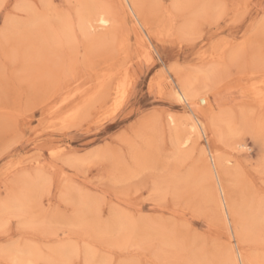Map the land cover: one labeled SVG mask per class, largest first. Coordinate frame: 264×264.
I'll return each mask as SVG.
<instances>
[{"label": "rangeland", "instance_id": "obj_1", "mask_svg": "<svg viewBox=\"0 0 264 264\" xmlns=\"http://www.w3.org/2000/svg\"><path fill=\"white\" fill-rule=\"evenodd\" d=\"M82 1L0 0V264H228L236 245L264 264V0H137L142 26L117 0H86L85 34ZM99 9H117L111 25L92 19ZM185 20L193 31H180ZM61 25L71 33L57 35ZM216 56L222 73L204 82ZM106 70L112 87L127 84L117 110L96 98L58 118ZM185 77L207 85L206 105L176 100ZM210 109L235 122L233 137H217ZM191 110L205 134L189 130ZM201 149L230 161L221 178L238 244Z\"/></svg>", "mask_w": 264, "mask_h": 264}, {"label": "bare ground", "instance_id": "obj_2", "mask_svg": "<svg viewBox=\"0 0 264 264\" xmlns=\"http://www.w3.org/2000/svg\"><path fill=\"white\" fill-rule=\"evenodd\" d=\"M177 1V0H174ZM46 2V1H45ZM117 6L119 7V9L122 12H126L127 8L130 10V12L132 13V15L135 17L136 22L138 23V25H143L142 23L144 22L145 24L148 22H146V18H144V16L141 15L140 9L138 7V1L137 0H117ZM125 2L127 3L125 5ZM81 4V3H80ZM79 4V5H80ZM82 5H84V8L82 9H77V13H78V26H79V30H81L83 32V34H85V32H87L88 29V25H87V21L89 20V17L91 16L90 11L92 10L90 6L87 5V1L84 0V2L82 1ZM81 6V5H80ZM175 5L173 4V8ZM90 7V8H89ZM175 9H172L171 7V11L166 10V12H168V19H171L172 13L175 12ZM110 11V10H109ZM113 11V12H112ZM117 11V9H116ZM115 10H111L110 12H107L105 10L99 9L97 11H95L94 13H92V19L96 20L98 22V25L100 26H107V25H111L113 22H111L112 18H111V12L113 14H117ZM118 12V11H117ZM164 12V11H163ZM170 13V14H169ZM144 15V14H143ZM117 16V15H116ZM126 16V15H125ZM129 18V17H128ZM91 19V18H90ZM141 20L143 22H141ZM34 22V21H33ZM134 22V21H133ZM194 24V21H193ZM65 25V24H64ZM178 25V24H177ZM173 26V25H172ZM171 26V27H172ZM179 26V25H178ZM180 31H184L185 33L189 32V31H193V27L192 24L188 23L187 20L184 21V23H182V25L180 26ZM66 29H64V27L59 28V32H57V35L60 34H64L66 31H70L71 33V29L70 27L67 25L65 26ZM138 28V27H137ZM169 28V27H168ZM170 29V28H169ZM175 29V28H174ZM137 30V29H136ZM177 31V30H176ZM134 32V31H132ZM143 32V31H142ZM128 34V32L126 33ZM135 34V33H134ZM142 33H140V31L138 33H136L137 36V41L138 43H142L145 41L143 39V36L141 35ZM146 34V33H145ZM134 37V35H133ZM127 38V36H126ZM148 40V39H147ZM114 42L117 43V51H121L123 49L126 48L125 46V39L123 37H116V39L114 40ZM152 42V41H151ZM160 42V41H159ZM135 44V43H134ZM141 44V45H142ZM152 47V46H151ZM116 49V48H115ZM132 49V48H131ZM151 50V49H150ZM228 51V50H227ZM233 52V51H231ZM225 54V49L221 50V52L218 54V58H222V56ZM261 56V55H260ZM216 59L210 63L209 68L207 70V74L204 75L205 80H203L204 82H206V80L208 81H212L215 77H219V71H221L220 73H222V65H220L217 56L215 57ZM255 58V57H254ZM254 58L252 60H254ZM257 59V58H256ZM259 62V61H258ZM262 63V62H261ZM255 64V63H253ZM204 66V65H203ZM201 67V65H200ZM107 71V70H106ZM200 71V69H199ZM202 71V70H201ZM173 72V71H172ZM176 72V71H175ZM115 72H111L107 74L100 80L98 81L94 86H91V88H89L88 93H84L81 94L77 101H75L73 104H71V106L62 114V116L57 115L58 118H62V119H72L74 116L78 115V113L81 111L82 107L84 108L88 102L90 100H95L96 98H100L101 99V104L104 105L106 103V101H110L113 103V112L117 110V108L121 105V103L123 102L126 92H127V84H125L126 81H121L117 82L116 85L114 87L111 86L112 84V80L115 78L114 75ZM117 73V72H116ZM173 74V73H172ZM201 74V73H200ZM204 74V73H203ZM174 75V74H173ZM176 76V75H175ZM128 77V76H127ZM178 81V80H177ZM176 81V82H177ZM196 80H193L191 78H183L181 80H179V85L177 86V88L174 90V95L177 101L179 102H184L186 104H191V102L196 101L199 105H206L208 103V99L205 95V91H206V84L204 82H202V84L199 85V87H197V84L195 82ZM168 84V83H167ZM161 86V85H160ZM159 86V87H160ZM170 86V85H169ZM258 86V84H257ZM70 87V86H69ZM62 88V87H61ZM60 89V88H59ZM63 89V88H62ZM160 89V88H159ZM171 89V88H170ZM249 92L253 93L254 95H257V87L255 84H253L251 87H249ZM58 91V90H57ZM83 91V90H82ZM112 91V92H110ZM56 94V93H55ZM66 96V95H64ZM63 96V97H64ZM71 97V96H70ZM63 100L65 101V98H63ZM210 112H208L209 114H207V119L209 122V125L211 127V129L216 133L217 137L219 139H223V138H230V136H234L237 132L235 130V122L233 123L231 121V118L228 116V114L226 113H220V112H213V109L209 110ZM230 112V111H229ZM51 113H53L54 115L57 114V111H51ZM244 113V112H243ZM259 113V112H258ZM262 116H264V113L261 112ZM191 116H187L186 117V122L189 123V130H192L193 132H195L198 136L199 133L202 132L203 134H205V128L206 126H203V124L201 123V121L196 117V115L193 113V111L191 110ZM260 115V114H258ZM56 117V116H55ZM170 118V117H169ZM182 118V117H181ZM235 118V117H234ZM252 118V116H251ZM63 121V120H62ZM66 121V120H65ZM69 121V120H68ZM253 121V120H252ZM59 121L57 120V123ZM61 122V121H60ZM169 122H172L171 124H173V127L178 128L180 126V122L175 123L174 119H171V121L169 120ZM238 125V124H237ZM256 129L259 130V132H263L264 131V119L263 117H258L256 119ZM184 126V124H183ZM171 128V127H170ZM50 129V128H49ZM169 130V129H168ZM175 130V129H174ZM174 133L176 134L177 132L174 131ZM239 133V132H238ZM174 134V136H176ZM193 134V133H191ZM182 135V134H181ZM215 136V135H214ZM238 136V135H237ZM264 137V136H263ZM183 138V137H182ZM181 138V139H182ZM234 139V138H233ZM221 141V140H220ZM179 142V141H177ZM179 145V143H178ZM245 146L244 143H238L237 147L238 148H243ZM178 148V147H177ZM207 151V154L209 155V160L207 161V155H205V149H201L200 150V156H199V160H198V164H199V170L201 172V174L204 176L203 180L207 179L208 181H210V184H212V188H211V193H210V197L213 201V203L215 204V206L217 207V209L219 211H221L222 209V203L225 205V208L228 212V214L232 217L231 218V222L233 223V234L235 236L234 239H236L237 244L242 242L244 240V236L242 234V231L240 228H238V223L236 222L235 219V208L234 206L229 202V200H227V198L225 197V187L223 185L222 182V178H221V172L226 171L228 172V166L223 165V161H225L226 159H224L223 157L219 156V155H215L214 153H212L211 151ZM226 157V156H225ZM59 159V157H58ZM227 162H230L228 159L226 160ZM115 166V165H114ZM213 176H215V181L213 180ZM240 181V180H239ZM217 185V187H215V184ZM167 184V183H165ZM219 194L221 195V199L219 198ZM231 198V197H230ZM227 200V201H226ZM264 201V200H263ZM234 203V202H233ZM263 215V214H262ZM258 220V219H257ZM260 221V220H259ZM264 221V220H263ZM248 225V224H247ZM260 225V224H259ZM246 228V227H245ZM244 228V229H245ZM153 231V230H152ZM247 231V230H246ZM160 232V231H159ZM232 233V232H231ZM245 233V232H244ZM247 233V232H246ZM176 236V235H175ZM226 236V235H225ZM175 238V237H174ZM263 238V236H262ZM171 239V238H170ZM256 239V238H255ZM260 239V238H259ZM172 240V239H171ZM175 240V239H174ZM264 240V239H263ZM150 241V240H149ZM177 241V240H176ZM262 242V240H261ZM151 243V242H150ZM176 243V242H174ZM260 243V242H259ZM263 244V243H261ZM184 245V244H183ZM244 245V244H243ZM149 248V247H148ZM189 248V247H188ZM236 250L235 252H231L227 259L229 261L228 264H257L256 262L258 261L257 258L255 257V254H250L248 253L245 249L240 248L236 245ZM264 248V246H263ZM155 249V248H154ZM172 249V248H170ZM179 249V248H178ZM157 252V249H155ZM232 250V249H231ZM251 251V250H250ZM259 251V250H258ZM144 252V251H143ZM159 252V251H158ZM168 254V251H166ZM176 252V251H175ZM180 252V251H179ZM178 252V253H179ZM261 252V250L259 251ZM264 252V250H263ZM61 253V252H60ZM165 253V252H164ZM177 253V252H176ZM175 253V254H176ZM254 253V252H253ZM139 254V253H138ZM191 254V253H190ZM140 255V254H139ZM188 255V254H187ZM255 255V256H254ZM263 255V254H262ZM62 256V255H61ZM64 256V254H63ZM169 256V255H168ZM261 256V255H260ZM145 257V256H143ZM172 257V256H171ZM195 257V256H194ZM193 257V258H194ZM64 258V257H63ZM160 258V257H159ZM169 258V257H168ZM180 258V256H179ZM211 259V258H210ZM262 259V258H260ZM62 260V259H61ZM136 260V259H135ZM169 260V259H168ZM186 260V259H185ZM185 260H183V262H185ZM257 260V261H256ZM65 261V260H64ZM139 261V260H138ZM180 261V260H179ZM66 262V261H65ZM64 262H62L63 264ZM147 263V262H146ZM187 263V261H186ZM185 263V264H186ZM200 263V262H199ZM198 263V264H199ZM203 263V262H202ZM205 263V261H204ZM220 263V261H219ZM68 264V263H65ZM191 264V263H189ZM260 264V262H259Z\"/></svg>", "mask_w": 264, "mask_h": 264}]
</instances>
